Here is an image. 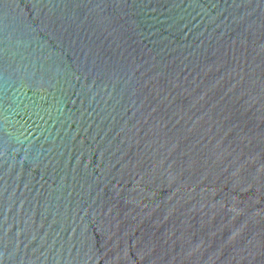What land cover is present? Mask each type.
Wrapping results in <instances>:
<instances>
[{
    "label": "water",
    "instance_id": "95a60500",
    "mask_svg": "<svg viewBox=\"0 0 264 264\" xmlns=\"http://www.w3.org/2000/svg\"><path fill=\"white\" fill-rule=\"evenodd\" d=\"M0 264H264V0H0Z\"/></svg>",
    "mask_w": 264,
    "mask_h": 264
}]
</instances>
